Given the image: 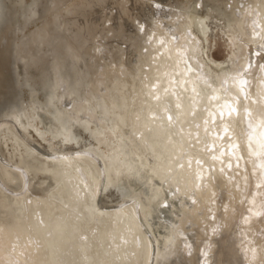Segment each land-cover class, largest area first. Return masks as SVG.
Listing matches in <instances>:
<instances>
[{
    "label": "bare ground",
    "instance_id": "6f19581e",
    "mask_svg": "<svg viewBox=\"0 0 264 264\" xmlns=\"http://www.w3.org/2000/svg\"><path fill=\"white\" fill-rule=\"evenodd\" d=\"M135 3L138 4L136 7L141 8L140 17L143 10L147 8H143V2L140 0ZM198 3L197 1L196 4L200 5ZM153 4L156 6V3ZM173 4L168 8L173 9ZM248 4L249 11L256 9L255 16L251 13L254 18L249 16L245 18L246 15L240 19H243V23L246 22L245 26L248 24L247 27L250 28L249 31L246 29L248 37L250 36L252 39L250 37L249 39L254 41L260 37L258 34L263 23L261 18H264V0L260 2L249 0ZM159 5L162 7L161 3L158 7ZM245 9L248 10L247 7ZM180 10L182 13L185 11ZM249 18L247 22L246 19ZM206 20L205 16L199 15L195 16L190 23L207 40L209 25ZM235 22L238 23L237 20ZM231 26L234 28V24ZM110 27L112 29V25ZM157 31H161L160 28ZM155 38L154 44L152 42L153 45L148 51L140 53L141 55L138 56L140 64L137 63L138 66L134 67L135 72L130 73L129 82L132 85L135 84V90L131 99L125 103L123 111L129 125L123 137H113V144L110 145V151L114 154L111 169L113 173L122 174L131 182L137 193L136 201L127 204L123 201V205L116 206L117 208L103 209L99 207L100 205L98 206L96 196L104 187L106 169L103 161L100 165L96 160L98 158L93 157L98 154L91 155L90 151L76 154H46L47 156L42 157L36 146H27L14 162L12 155L5 159L0 152V264H150L156 245L154 237L159 230L157 225L159 228L163 225L165 228H170V232L167 253L161 256L156 264H169L174 259L178 264L175 258L178 246L186 253L195 250L192 244L194 240L191 242L190 236L183 245L181 244V236L187 235L190 232L188 229H192L187 225H195L200 219L204 221L203 218L207 214L206 208L210 207L211 212L217 208L213 206L212 201L222 185L236 202V196L244 189L241 184L242 177L245 182L249 180L246 183L247 187L243 185L246 189L248 188L244 191L243 197L250 198L248 210L251 212L244 220H241L244 223L243 228L251 229L253 219H257L262 214L264 206V200H261V197H264L261 196L264 191V81L260 80L255 91L251 95L248 94L254 104L250 101L252 105H248L247 110H244V99L247 95L245 87L247 79L244 73L251 63L248 52L243 58H240L243 53L239 54L238 62H234L232 67L223 66L219 77L211 83L205 72L201 71L200 77L195 75L196 68L194 65L190 64V67L185 63V52L180 47L177 49L178 46L174 41L172 42L164 34H159ZM143 40L138 34L134 37V42L139 43ZM182 44L178 45L182 46ZM134 46L131 44L130 49ZM138 48L136 51H140ZM260 49L264 51V46ZM132 51H134L133 48ZM124 54L127 53L124 52ZM214 62L221 65L220 60ZM261 71L264 75V68ZM207 79L210 86H207L205 82L206 86L200 83L201 80ZM135 94L138 97H135ZM94 106L95 104L90 101L88 105H81L79 108L81 111H86L93 110ZM242 113H245V116L241 115L245 117V133L239 125V116ZM91 120L97 122L101 129L106 131V126L98 122L97 116L92 117ZM19 121L21 125H26L25 119ZM225 134L235 138L229 145L219 144V146L218 143ZM12 136H14L12 139L15 145L19 146L20 138L14 133ZM211 150L214 152L210 153ZM137 160L144 163L145 175L142 184L136 178L137 173L132 172L133 167L132 171L130 169L131 165H134L133 162ZM135 169L137 170L138 167ZM252 172L256 186L255 193H253L255 188L252 189L253 192H249ZM29 175H43L44 178L41 183L39 182L40 189H43L39 191L44 197L36 198L32 202L25 195V191L28 190ZM217 181L219 185H216ZM43 184L45 187L41 188ZM236 186L239 194H236ZM230 190L234 191L230 192ZM166 191L168 195L165 198L163 195ZM256 194L258 197H255ZM154 195L163 196L165 199L152 202L151 198ZM190 197L192 200L195 198V204H189L187 198ZM162 202H166L163 207L159 205ZM228 205L229 203L226 207ZM139 208L148 210V215L145 214L148 218L146 216L145 218L149 220L150 227L154 228V231L148 229V226L145 228L139 220L137 213ZM180 219L182 223L179 222ZM217 222L209 223L210 233L217 227ZM198 231L197 233H201ZM246 235L247 238L240 247L246 254L248 253L249 263L252 261L259 264L264 260V246L261 245L262 242L253 243L251 233ZM177 239L180 240L179 243ZM172 241L175 242L173 250ZM206 242L207 239L203 244H207ZM203 244L197 249L199 252L203 249ZM197 245L196 243V248ZM193 252L187 257L191 263L195 258ZM199 252L198 255H200ZM235 264L238 263L235 261Z\"/></svg>",
    "mask_w": 264,
    "mask_h": 264
},
{
    "label": "water",
    "instance_id": "95a60500",
    "mask_svg": "<svg viewBox=\"0 0 264 264\" xmlns=\"http://www.w3.org/2000/svg\"><path fill=\"white\" fill-rule=\"evenodd\" d=\"M17 1L21 3L18 17L10 14L0 33V102L10 106L0 112V118L9 120L1 122L5 126L1 132L8 130L9 139L16 124L23 135L33 128L43 139L49 134L74 144L87 133L85 142L105 165L102 190L116 186L123 196L134 194L131 182L111 169L110 145L113 137H123L129 125L124 105L135 90L129 82L133 69L122 61L124 51L111 41L101 43L107 32L103 28L106 11L113 0ZM122 19L123 24L112 28L114 41L131 40L124 29L130 20ZM98 48L106 50L99 55ZM90 101L95 104L93 110L81 111L79 107ZM94 116L106 131L91 120ZM23 119L26 125L20 124ZM0 142L4 143L1 138ZM25 142L21 140L20 145ZM175 258L178 264L186 260L179 246ZM212 259H216L213 249Z\"/></svg>",
    "mask_w": 264,
    "mask_h": 264
},
{
    "label": "rangeland",
    "instance_id": "374dc122",
    "mask_svg": "<svg viewBox=\"0 0 264 264\" xmlns=\"http://www.w3.org/2000/svg\"><path fill=\"white\" fill-rule=\"evenodd\" d=\"M136 1L137 0H113V4L107 10L108 12L106 11L107 12V19L103 24V28H105L107 32L105 33V38L103 40H101L102 44H107V43H109V41H111L112 44L118 45L122 50L126 49V50H124V52L127 54H124L125 56L123 55L122 61L129 68V70L133 69L131 71V73L135 72L134 66L136 68L138 66V64H140V59L138 56L143 54V53H146V51H148L149 47L154 44L155 39H156L155 37L157 35L159 36V34H162V35L164 34V36L166 35L167 37H169L172 42L174 41V43L177 44V46H178L177 49H179V47H180V49L183 52H185V56H184L185 63H187V65H189V66H190V64L192 66L194 65L196 70L198 68L197 71L196 70L194 71L195 75L199 76L201 74V71H203V73L205 72L204 74H206V77L211 81V83L215 82L216 81L215 78L219 77L221 70H222L221 68L223 66L225 68L232 67L234 62L235 63L238 62L237 59H239L238 58L240 56L239 54L243 53L240 57V58H243V57L247 56V52H248L249 58L248 57L247 58L249 59V62H251V63H250L249 68L244 73V75L247 79V81H246L247 84L245 86L247 95H246V99H244L245 101H244L243 109L247 110L248 105L254 104V101L248 96V94L251 95L252 92L255 91V88H256L257 84L260 82V80L264 81L263 80L264 75L261 71L264 68V51H263V49H260L264 46V44H262V43H264L263 42L264 41V18L263 17L261 18V19H263L262 20L263 23H262V26L260 25L261 30H259L260 34H258L260 36L258 38L259 40L258 39L254 40V41L250 40L252 38L249 36L250 37V39H249V37H248L249 34H247L248 33L247 30L249 31L250 28H249V26L247 27L248 24L245 26L246 22L243 23V19H240L241 17L243 18L246 15L247 16L245 18H248V16L250 18H252L256 14L255 13L256 9L249 11V7H250V5L248 4L249 0H194V1L193 0H180L182 2L181 4H180L179 0H155V1L152 0L153 2H151V0H146V1L140 0L143 2V8L144 9L147 8V9L143 10L142 15L140 17H139V14L141 12V8L138 6L136 7V4H137V3H135ZM197 1L199 2L198 4H200V5L196 4ZM257 1L260 2V0H257ZM153 3H156L157 7ZM159 3H161L163 9L160 5H159L160 7H158ZM171 4H173V6L176 7L178 10L175 9L174 7H173V9H171V7L168 8L169 6H171ZM177 4H178V6H177ZM182 4H183V6H182ZM194 4H196L198 7H196V5H194ZM163 5H165V6H163ZM179 5H180V7H179ZM192 6H194L196 8L194 9V7H192ZM189 7H192V8H189ZM246 7L248 9L247 11L245 9ZM159 8H161V9H159ZM179 9H182V11L185 10L184 13L186 15L184 13H182L181 10L179 11ZM20 10H21V3L18 2L17 0H6V1L0 0V13L3 14V15L0 14V33L2 32V30L6 26L8 16L10 14H14V16L18 17ZM146 10H147V12H146ZM193 10H194V12L197 10L195 13L198 16L199 15L205 16V18L207 19L206 22L209 25V34H208L207 40L205 37H203L202 33L197 31L198 29L196 27L192 26L190 23L194 20L195 16L198 17L193 12ZM158 11L159 12L161 11V12L159 13ZM171 12H174L176 14H173V13L171 14ZM248 12H250V13H248ZM189 13L191 14V17H190ZM251 13L252 14L255 13V14L253 16H251L252 15ZM185 16L187 19L185 18ZM123 17L131 18L130 19L131 22L128 25V27H127V25L124 26V29L127 30V34L130 36L131 40H127V41H125V43L114 41L113 35H112L114 32L112 29H110L111 25L113 28V26H115L118 23L123 24V22H124L122 19ZM179 17L182 18V20ZM190 18H192L193 20L192 19L190 20ZM250 18L246 19L247 22L250 20ZM135 20H137V21H135ZM139 20H140V22H139ZM236 20L238 21V23L235 22ZM167 21H169V22H167ZM181 21H183V22H181ZM141 22L143 23L142 24L143 26L141 25ZM138 23H140V24H138ZM256 23H257V21L255 22V24ZM176 24H178V25H176ZM233 24H234V28L231 26ZM235 24H237V25H235ZM156 27H159L161 31H157V30H159V28H156ZM155 32H156V34H153ZM159 32H161V33H159ZM137 34L142 36V38L144 39L143 42H139V43H137L136 41L134 42V37ZM111 35H112V37H111ZM153 36H154V38H153ZM98 39H100V38H98ZM184 39H185V43L182 44V42H184ZM152 42H153V44H152ZM130 43L133 46L135 44V46L132 47L134 49V51H132V48L130 49V47H131ZM179 43L182 44V46L181 45L179 46L178 45ZM196 43H197V45H196ZM125 44L128 46H126ZM142 44H143V46H141ZM259 44L260 45L262 44V45L260 46ZM136 45H138L139 48L138 47L137 48L140 51H136L137 50ZM99 46L100 45H98V47ZM123 46H124V48H123ZM140 47H142V48H140ZM98 50H99V52H97V53L100 55L106 49L105 48H98ZM102 50H103V52H102ZM132 54H134V55H132ZM235 56H237V58ZM217 60L221 61V65H217L214 62ZM235 60H237V61H235ZM225 64H228V65L225 66ZM200 65H201L202 69H200L201 68ZM218 66H219V68H218ZM260 72L262 73V78H260V76H261ZM257 75H259V76H257ZM208 79L206 80L207 82L205 80H203V81L201 80L200 83H203L204 86H206V84H207V86L208 85L210 86V83L208 84V82H209ZM204 82L206 84H204ZM248 89H250V90L248 91ZM135 97H138V96L135 94ZM25 99L26 98L24 96V100ZM250 101L252 104L250 103ZM134 102H136V100H134ZM246 102H248V104ZM9 108H10V106H9V104H7V102H0V112L4 113V112L8 111ZM241 115L245 116V113L240 114V116ZM240 116H239V125H241L240 128L242 131L244 130L243 132L245 133V126H244L245 125V123H244L245 117L243 118V116H241V119H240ZM2 121H9V120L0 118V135H1L0 138L4 142V143L0 142L1 143L0 144V152L2 153V155L4 156L5 159L9 158V156L12 155L13 156V162L15 161V159L18 157V155L20 153L25 151L27 146H30V147L36 146L35 148L37 149V151L39 153H41L42 157H44V155L47 156L46 154H48V155L49 154L50 155L55 154V153L76 154L78 152L87 153L89 151H90L91 155L97 154L94 150H92L90 148L91 146H89L85 142V139L88 138L87 133L83 134V138L79 144H74L72 142H61L59 138H52L49 134H46L44 139H43L41 136L38 135V133L33 128H29L27 130L26 134L23 135L21 130L18 128V126L16 124H13L15 127V128L13 127L14 134H16L20 138V140H22L23 142H24V140L27 141V142H25L24 146H21V145L16 146L15 141L13 140L14 136H12V137L10 136L11 138L9 137V139L6 137L8 135V134L6 135V132H9L8 130L6 131V129L4 128V131L1 132L2 126H3V125H1ZM242 124L244 126V129H243ZM3 127H5V126H3ZM7 127L8 126H6V128ZM233 138H235V137L230 136L228 134H225L223 136L222 140L218 143V145L220 144L222 146H227L233 140ZM213 152L214 151L211 150L210 153H213ZM93 157L98 158L96 160L101 165L102 159L100 160V157L98 155L97 156L94 155ZM49 160H50V158H49ZM13 162H12V164H14ZM133 164L135 166L131 165L130 169L132 171V167H133L132 172L134 174L137 173L136 178H137V180H139L140 184H142L143 183L142 179L144 178V175H145L144 171H143L144 163H142L140 160H137V162L135 161V163L133 162ZM247 165H249V164H247ZM136 166L138 167V169H137L138 171L135 169V168H137ZM251 174L252 175L250 176V178L251 177L252 178L250 180H252L251 181L252 186L250 185L251 189L249 190V192H253L252 189H254L256 187L254 180H253V174L254 173L252 172ZM27 179H28V190L25 191V195L30 200V202L35 201L36 198L44 197V195L41 193V191H39V189H40L39 182L41 183L43 181V179H44L43 175H38V176H34V177L29 175L27 177ZM102 179L104 180V175H103ZM241 181H242L241 182L242 187L245 190L243 189V192H241L242 193V195H241V193L239 191H237L238 187L236 186L237 187V188H235V191H237L236 194L240 193L239 195L236 196V198H237L236 202L234 201L232 196H230V193L227 190H225L226 187L222 185V188H219V190L217 192L219 193L220 190H222V189L225 191L222 190L219 194L216 193L217 195H215V199L216 198L217 199L216 200L214 199L215 201L214 200L212 201L213 206H217V208H215V210L213 212H211L212 210L210 207L206 208L205 211L207 212V214L205 215V218H203L204 221H202L200 219L199 223H196L195 225H190V224L187 225L188 228L191 226L190 228H192V229L191 230L188 229V232L189 231L190 232L187 235L185 234V235L181 236L182 237V239H181L182 243L181 244L183 245V243H185L187 241V237L190 236L191 242L194 240L192 242V244L194 245L193 249H195V250H193V249L192 250L195 251V253L193 251H191V252L188 251L189 253L188 252L186 253L182 249V254L183 255L185 254L184 256H185V258H187L193 252L195 255V258L193 259L192 263L187 258L182 264H197L198 261H200L199 264H217L218 262L221 264H223V263L227 264L228 262L230 264H235V261L238 264H240V263L241 264H256V263H253L252 261L249 263L248 253L246 254L244 252V249H241L240 246H242V244H244L245 239L247 238V235H246L247 233L252 234L251 236L253 238L252 239L253 243L254 242L255 243L256 242L261 243L262 242L261 245L263 244V246H264V206L262 209V214L257 219H255V218L253 219V222H255V223L252 222V225L254 224L253 227L251 225V229H249V228L244 229L243 228L244 223L241 220H244L248 216V214H251V212L248 210V206L250 204V198L249 197L248 198L243 197L244 191L248 190V188L246 189L245 186L247 187L246 183L249 180H247L245 182V179L242 177ZM43 185H41V188L45 187V184H43ZM216 185H219L218 181H217ZM243 185H245V186H243ZM226 191H227V193H226ZM232 191H234V190H230V192H232ZM255 191H256V188L254 189L253 193H255ZM262 192H261L262 193L261 196H264V191H262ZM122 193H123L122 189L119 187H116V186H109L105 190L101 189L99 191V193H97V196H96V200H98L99 204H98V202H96V203L98 204V206L100 205L99 206L100 208L102 207L103 209H108V208H113L116 206L119 207L120 205H123L124 202H125L124 204L131 203V202L133 203L137 199V193L136 192L134 194H131L128 196H123ZM223 193H224V195H223ZM167 195H168V192L166 191V193L163 196L166 198ZM163 196L159 197V195H154L151 198V201L155 202V201L163 200V199H165ZM225 196L227 197V200H226ZM261 196H259V197H261ZM127 197L129 198V200ZM135 197H136V199H135ZM229 197H231V198H229ZM255 197H258V194H256ZM131 200H133V201H131ZM193 200H195V198ZM193 200H192V197L187 198V201L189 202V204H192V203L195 204L196 200L194 202H193ZM261 200H264V197H261ZM223 201H224V203H223ZM233 201H234V204H233ZM121 202H122V204H119ZM227 203H229L228 207H226ZM230 203L233 204L234 206L231 205ZM164 204L166 205V202H162V204H159V205L161 207H163V206H165ZM260 205H262V203ZM199 206H201V205L199 204ZM142 210H141V208H139L138 212H137L139 220H141V223L143 224V226L145 228L148 226V229L150 228V230L152 229L154 231V228L150 227L149 220L146 219V218H148V216H146L145 214L148 215V210L145 208L143 211ZM144 212H146V213H144ZM217 215H218V217H217ZM145 216H146V218H145ZM219 217H221V218H219ZM213 221H218L216 224L217 227H215V229L213 231H211V233H210L211 228H210L209 223L213 222ZM239 226L241 229L239 228ZM157 228L159 230L157 231L156 235L154 234L155 237H157V238H155L153 236L154 240L156 242L155 243L156 245H155V250H153V253H152V258H151L152 260H150V262H149L150 264H156L158 262V259L161 256L166 255V253H167L166 247H168V243H169L168 238H169V232H170L169 229L170 228H168V227L165 228L164 225L160 228L157 225ZM203 228H205L206 230H204ZM197 231L201 232V233H197ZM240 231H242V232H240ZM196 233L199 236L195 235ZM194 235H195V238L197 237L196 241H195ZM232 236H233V238H232ZM238 236L239 237L241 236L244 239L241 237H240V239H238L239 238ZM203 237H205L204 240H203ZM206 239H207V242H206L207 244L204 245L203 243L206 241ZM238 241H239V243H238ZM179 242H180V240L177 239V243H179ZM195 242L198 244L197 248L195 247L196 246ZM215 242L217 243V245ZM173 243L174 244L171 245L172 250L175 249V242H173ZM250 243L252 244V242H250ZM202 244H203V246H202L203 249H201L202 251L200 250V252H199V250H197V249H199ZM212 249L215 251L216 259H212ZM198 252L200 253L201 256L197 254ZM222 253H224V254H222ZM196 254L198 256V259H196L197 258ZM199 256H200V260H199ZM239 256H240V258H239ZM209 258H211V259H209ZM247 259H248V262H247ZM232 261H234V262H232ZM262 261H264V260H262ZM262 261H260L259 264H264V262H262ZM169 264H174V262L171 261Z\"/></svg>",
    "mask_w": 264,
    "mask_h": 264
}]
</instances>
